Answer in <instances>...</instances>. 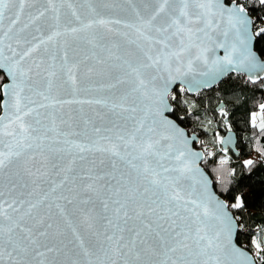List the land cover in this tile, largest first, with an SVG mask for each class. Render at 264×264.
<instances>
[{
  "label": "water",
  "instance_id": "obj_1",
  "mask_svg": "<svg viewBox=\"0 0 264 264\" xmlns=\"http://www.w3.org/2000/svg\"><path fill=\"white\" fill-rule=\"evenodd\" d=\"M253 20L236 0H0V264H257L171 102L264 79Z\"/></svg>",
  "mask_w": 264,
  "mask_h": 264
},
{
  "label": "trees",
  "instance_id": "obj_2",
  "mask_svg": "<svg viewBox=\"0 0 264 264\" xmlns=\"http://www.w3.org/2000/svg\"><path fill=\"white\" fill-rule=\"evenodd\" d=\"M236 1L243 3L254 18L255 48L264 59V0ZM5 82L0 72V113ZM171 102L172 117L189 133L201 137L196 146L206 152L203 167L239 222L238 244L256 255L257 264H264V126L252 122L254 114L264 111V79L253 83L234 73L212 90L192 96L177 87ZM220 103L225 107L219 109ZM263 118L258 116L257 120ZM228 130L239 136L237 153L221 146Z\"/></svg>",
  "mask_w": 264,
  "mask_h": 264
},
{
  "label": "rangeland",
  "instance_id": "obj_3",
  "mask_svg": "<svg viewBox=\"0 0 264 264\" xmlns=\"http://www.w3.org/2000/svg\"><path fill=\"white\" fill-rule=\"evenodd\" d=\"M264 106V105H263ZM263 115H264V111H258V113H256V114H254L253 116H252V122L254 121L256 124H259V125H262V126H264V118H263V121L262 120H257V117L258 116H260V119H261V117H263ZM205 152V151H204ZM206 153V152H205Z\"/></svg>",
  "mask_w": 264,
  "mask_h": 264
},
{
  "label": "crops",
  "instance_id": "obj_4",
  "mask_svg": "<svg viewBox=\"0 0 264 264\" xmlns=\"http://www.w3.org/2000/svg\"><path fill=\"white\" fill-rule=\"evenodd\" d=\"M262 121H263V119H262Z\"/></svg>",
  "mask_w": 264,
  "mask_h": 264
}]
</instances>
